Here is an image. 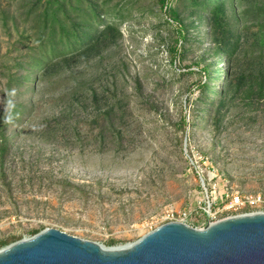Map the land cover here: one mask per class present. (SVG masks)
Returning <instances> with one entry per match:
<instances>
[{"label": "rangeland", "instance_id": "1", "mask_svg": "<svg viewBox=\"0 0 264 264\" xmlns=\"http://www.w3.org/2000/svg\"><path fill=\"white\" fill-rule=\"evenodd\" d=\"M15 1L0 0V133L4 128L11 144L4 186L0 178V249L46 228L121 247L182 213L186 225L202 229L258 211L230 208V196L264 195V112L236 108L217 131L205 129L198 113L204 105L197 104L198 84L205 78L198 69L214 62L216 78L209 86L218 91L228 67L225 57L207 55L208 32L198 42L196 32L189 31L188 43L177 42L174 59L169 48L177 30L165 23L157 0H131L132 13L115 47L44 83L36 70L34 77L27 75L25 53L34 46L33 37ZM124 1L112 0L111 6ZM247 10L237 4L227 23L234 34L243 32L250 53L264 22L247 13L242 17ZM236 58L239 70L248 56L241 52ZM78 98L89 106H77ZM106 102L128 105L117 151L109 138L103 145L96 138L99 127L90 124ZM70 104L75 110L71 127L80 140L72 139L70 129L46 135ZM16 109L27 112L4 126ZM197 114L202 117L194 130ZM181 117L183 129L177 127ZM201 172L214 176L213 196L201 183Z\"/></svg>", "mask_w": 264, "mask_h": 264}, {"label": "trees", "instance_id": "2", "mask_svg": "<svg viewBox=\"0 0 264 264\" xmlns=\"http://www.w3.org/2000/svg\"><path fill=\"white\" fill-rule=\"evenodd\" d=\"M112 0H18L17 12L21 16L22 23L30 24V31L33 37L32 48L25 53L28 60L27 75H33L37 71L42 82L47 83L60 74L61 71L70 66H87L88 63L117 45L122 38L121 27L128 22V15L131 8L127 5L131 0L111 6ZM173 0H157L160 9L166 15L165 23L174 25L177 30L175 45L169 48V52L175 57L179 53L177 42L184 46L190 40V32H196V39L201 42L202 34L208 32L207 43L211 44L206 50L211 59L219 57L226 58L227 70L223 72L221 87L218 91L211 88L217 70H211L213 63L204 64L198 71L202 72L205 82L198 84L200 97L198 105H204L199 110L204 115V127L217 131L222 125L226 116L236 108L244 107L251 113L264 112V24H258L259 33L254 40L255 50L250 53L246 50L248 43L243 38V32L234 34L228 28V13L238 4L240 8L247 5L248 10L242 17H255L264 22V0H174L175 5L171 6ZM186 14L182 17V14ZM238 20V18H237ZM245 41V43H244ZM242 52L246 61L239 70L235 61ZM205 60H202L204 62ZM29 71V72H28ZM216 71V72H214ZM218 77L220 73L218 72ZM24 76L26 85L29 83V75ZM34 77V75H33ZM33 80V79H32ZM77 106L84 104L78 98L74 100ZM105 103L101 109H96V117L90 124L92 128L99 127L97 136L104 145L106 139L113 144V151L122 147L121 129L125 124L123 118L128 105L119 103ZM13 107L10 105V108ZM97 107V106H96ZM14 109V108H12ZM74 108L70 104L63 112L52 120L49 130L46 128V135H57L59 132L71 130L72 139L80 140L77 128L71 127L75 118ZM27 110L10 111L5 118L4 126L13 124L18 118L26 114ZM195 117L191 127L195 130L196 123L201 117ZM99 122V123H98ZM89 124V125H90ZM185 118L181 117L178 128L183 129ZM45 132V131H44ZM88 135H91L89 132ZM85 135V137H88ZM11 154L9 136L3 130L0 133V178L2 186L5 184L6 162ZM41 230L35 231L33 235ZM18 241V240H16ZM6 246V244H5Z\"/></svg>", "mask_w": 264, "mask_h": 264}, {"label": "water", "instance_id": "3", "mask_svg": "<svg viewBox=\"0 0 264 264\" xmlns=\"http://www.w3.org/2000/svg\"><path fill=\"white\" fill-rule=\"evenodd\" d=\"M0 264H264V212L202 229L168 222L121 247L46 228L0 249Z\"/></svg>", "mask_w": 264, "mask_h": 264}, {"label": "built area", "instance_id": "4", "mask_svg": "<svg viewBox=\"0 0 264 264\" xmlns=\"http://www.w3.org/2000/svg\"><path fill=\"white\" fill-rule=\"evenodd\" d=\"M201 183L204 186V183H207V186L209 188V194L213 196L216 191V183L214 176L205 175L201 172L199 176ZM227 197V196H226ZM230 208H249L258 210L255 212H264V195H255V196H239L237 194H232L230 196ZM252 212V213H255ZM187 218L185 213H182L178 215V219L176 221H170V222H180L185 224V219Z\"/></svg>", "mask_w": 264, "mask_h": 264}]
</instances>
